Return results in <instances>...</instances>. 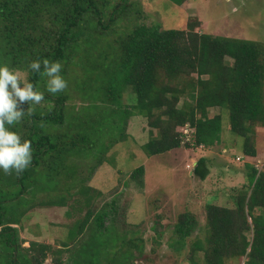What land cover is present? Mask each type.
<instances>
[{
    "label": "rangeland",
    "instance_id": "obj_1",
    "mask_svg": "<svg viewBox=\"0 0 264 264\" xmlns=\"http://www.w3.org/2000/svg\"><path fill=\"white\" fill-rule=\"evenodd\" d=\"M106 1L111 3L109 11L120 0ZM128 3L134 13L124 17L120 26L114 28L116 35L113 34L112 38L115 40L119 36L126 38L138 25L160 30H188V24H195L199 33L254 41L259 49H264V0H185L181 5L171 0H128ZM111 39H106L103 47L92 51L91 61L99 62V66L91 68L92 73L75 64L66 72L60 71L67 81L63 90L48 92L47 77H44L46 95L53 98L67 95L63 109L66 123L62 127L66 128L72 120L76 124L92 122L100 128L91 129L88 124L84 127L89 128L88 131L91 130L92 136L96 135L99 141L95 146L93 142L87 141V145V142H79L86 146L77 153L70 145L58 142L60 155L49 161L48 166H45L46 157H38L40 166L35 168L33 176L27 175L24 183V189L29 178L30 184L34 183L26 196L18 187L8 188V182L2 178H11L12 173L0 169L3 181L0 187L6 186L8 191L0 197L4 202L0 205V217L15 223L10 225L16 233V243L11 245L15 248L17 244L21 253L31 259L38 257L37 252L26 253L24 250L37 242L50 245L53 251L68 246L60 256L62 264H108L113 258L122 264H128L129 260L137 264H191L188 259L191 244L197 237L204 239L208 229L206 206L236 208L237 197L244 193L249 196L245 166L264 163V125L258 123L255 126L252 142L257 155L250 158L244 154V138L230 131L227 112L211 108V117L220 114L223 119L221 143L196 149L183 145L168 153L148 157L142 146L157 135V130H151L148 120L138 115L130 117L126 124L122 123V109L136 103V98L132 87L121 89L116 85L122 79V71L120 64L111 58L120 50ZM104 55L110 58L104 60ZM2 58L8 60L10 68L19 70L21 81L28 80V71L22 64L11 67L13 53L10 50L0 48V62ZM188 80L173 81L167 79L164 72L160 74V84L168 86L171 92L187 88ZM108 87L114 88L113 97L120 96L119 105L104 99H111L108 95L106 97ZM38 90L43 92V84ZM188 96L187 89L186 94L179 95L177 107L186 109V103H192ZM27 103L25 101L23 105ZM52 104L48 101L38 103L46 108ZM114 119L118 127H108ZM62 127L57 129L60 134H73L76 125L71 122L68 132ZM122 133L125 142H122ZM200 158L207 160L208 176L205 180L193 176V166ZM141 166L145 167L142 187L131 179L134 170ZM94 167L96 170L90 176ZM77 185L81 186L83 196L77 194ZM91 187L96 192L91 194L92 203L88 206L84 200L89 198ZM67 197L64 205L60 206L56 201L60 199L62 202ZM88 209L93 213L89 227L74 242L76 236L70 235L78 233L75 222L83 219ZM103 213L106 214L103 220L108 231L96 234V216ZM184 213L195 216L198 225L192 237L186 240L185 249L179 252L171 244L175 225ZM247 237L251 238L252 233L247 232ZM124 238L128 241L125 244ZM8 240V234L0 235V264H12V260L15 264H22L17 260L18 251L8 247ZM128 245L132 253L122 260V247ZM53 257L49 253L43 264H54ZM198 262L203 264L201 255ZM220 264H245V258L225 256Z\"/></svg>",
    "mask_w": 264,
    "mask_h": 264
},
{
    "label": "trees",
    "instance_id": "obj_2",
    "mask_svg": "<svg viewBox=\"0 0 264 264\" xmlns=\"http://www.w3.org/2000/svg\"><path fill=\"white\" fill-rule=\"evenodd\" d=\"M171 1L181 5L185 0ZM110 4L106 0H0V48H7L13 53L11 67L22 64L28 71V80L36 89L43 84L44 97L41 101L53 103L46 108L28 101L22 105L25 111L21 119L6 125L20 135L21 141H31L30 164L19 174L10 169L8 172L12 173V177L2 178L8 182V188L21 189L23 196L34 185L30 184L29 178L24 189L27 175L33 176L35 168L40 166L38 157H46L45 166H48L49 161L60 155L59 143L70 145L77 153L88 142H93L95 146L99 141L96 135L92 136L91 130L88 131L89 128H100L92 122L76 124L72 120L76 125L73 134H60L57 131L59 126L66 123L63 109L67 95L61 94L56 98L46 95L45 76L41 73L45 58L50 62L60 61L62 72H66L72 64L80 66L86 72L99 66V62L91 61L92 51L103 47L106 39L116 35L114 28L120 26L124 17H130L134 13L128 0H120L108 11ZM196 26L188 24V30H160L157 27L138 25L126 38L119 36L116 40L111 39L116 44L113 43L114 46L119 45L117 49L120 50L111 58V61L120 64L122 71V79L116 85L121 89L125 86L132 87L136 98V103L122 109V123L126 124L130 117L138 115L148 120L151 130H157V135L142 146L143 152L150 157L181 148L182 134L177 128L187 123L196 131L185 147L208 148L221 143L222 116L209 115V109L220 108L229 116L230 131L244 138V154L250 158L256 157L252 137L255 126L258 123L264 125V49H259L254 41L199 33ZM108 58L109 55L103 57L104 60ZM34 59L41 60L40 72L28 68L29 62ZM2 62L7 63L8 60L2 58ZM162 72L167 79L173 81L188 78L187 88L171 92L168 86L160 84ZM194 74L196 77H191ZM111 85L112 83L109 86ZM107 89L106 97L111 99H104L119 105L120 96L113 97V87ZM187 89L188 101L192 103H186V109H182L177 107V101L180 94H186ZM71 122L67 123L66 128L62 127L65 132L69 131ZM85 124L89 125L88 129L84 127ZM108 127H118L115 119ZM121 138L122 142L126 141L124 133ZM79 142L87 143L84 145ZM112 144L113 142L110 143ZM206 162V158L198 160L193 176L200 180L206 179ZM245 167L250 187L249 196L244 193L237 197L236 208L214 204L206 206L208 229L204 239L197 237L191 244L188 256L191 264H199L200 255L203 264H220L225 256L245 258V264H264V170L259 172L249 163ZM94 170L95 167L90 176ZM144 174L145 167H138L131 174V179L142 187ZM75 188L77 194L83 196L81 186L77 185ZM90 189L92 191H88L89 198L84 200L88 206L92 203L91 194L96 192L92 187ZM7 192L6 186L0 187V197H4ZM1 199L0 205L4 203ZM66 200L68 197L63 198L62 202H59L60 199L56 201L61 206ZM92 215V210L88 209L83 219L76 220L78 233L70 235L76 236L74 242L85 234ZM105 216V213L96 216V234L108 231L103 220ZM11 224L15 223L6 222L0 217V235L8 234V247L18 251L19 263L43 264L49 253H52L53 263L62 264L60 256L68 246L53 251L50 245L33 242L24 250L26 253L37 252L38 257L31 259L21 253L17 244L15 248L12 247L11 244L16 243V233ZM197 225L192 214L180 215L171 245L182 252L186 247V240L195 233ZM247 232L252 233L251 238L247 237ZM123 242L125 244L128 241L124 238ZM128 253H132L131 247H122V260ZM14 262L12 260V264ZM108 264H122V261L113 258ZM128 264L137 263L129 260Z\"/></svg>",
    "mask_w": 264,
    "mask_h": 264
},
{
    "label": "clouds",
    "instance_id": "obj_3",
    "mask_svg": "<svg viewBox=\"0 0 264 264\" xmlns=\"http://www.w3.org/2000/svg\"><path fill=\"white\" fill-rule=\"evenodd\" d=\"M42 63L41 74L47 77V91L56 93L63 90L67 81L60 74L62 67L60 61L50 62L45 58ZM28 68L40 72L41 60H31ZM43 97L44 93L36 89L31 81L27 79L21 81L19 70L0 62V169L5 172L11 169L19 174L32 159L31 141L28 139L21 141L20 135L6 125H11L21 119L25 111L22 107L25 101L39 103Z\"/></svg>",
    "mask_w": 264,
    "mask_h": 264
},
{
    "label": "built area",
    "instance_id": "obj_4",
    "mask_svg": "<svg viewBox=\"0 0 264 264\" xmlns=\"http://www.w3.org/2000/svg\"><path fill=\"white\" fill-rule=\"evenodd\" d=\"M196 129L190 124L187 123L184 126H181L179 128V132L182 134V145H186L187 142H191L192 136L195 134ZM238 161H240V158H237ZM193 166V170H194ZM256 169L259 172H262L264 168V163L255 165Z\"/></svg>",
    "mask_w": 264,
    "mask_h": 264
},
{
    "label": "crops",
    "instance_id": "obj_5",
    "mask_svg": "<svg viewBox=\"0 0 264 264\" xmlns=\"http://www.w3.org/2000/svg\"><path fill=\"white\" fill-rule=\"evenodd\" d=\"M252 165H253V163H252Z\"/></svg>",
    "mask_w": 264,
    "mask_h": 264
}]
</instances>
